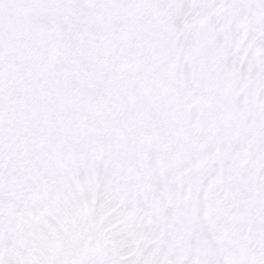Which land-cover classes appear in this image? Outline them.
I'll return each instance as SVG.
<instances>
[{
	"label": "snow or ice",
	"instance_id": "1",
	"mask_svg": "<svg viewBox=\"0 0 264 264\" xmlns=\"http://www.w3.org/2000/svg\"><path fill=\"white\" fill-rule=\"evenodd\" d=\"M0 264H264V0H0Z\"/></svg>",
	"mask_w": 264,
	"mask_h": 264
}]
</instances>
